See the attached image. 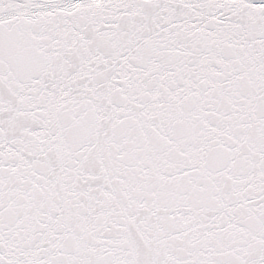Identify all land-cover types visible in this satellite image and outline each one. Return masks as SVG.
<instances>
[{"label":"snow or ice","instance_id":"snow-or-ice-1","mask_svg":"<svg viewBox=\"0 0 264 264\" xmlns=\"http://www.w3.org/2000/svg\"><path fill=\"white\" fill-rule=\"evenodd\" d=\"M0 264H264V0H0Z\"/></svg>","mask_w":264,"mask_h":264}]
</instances>
